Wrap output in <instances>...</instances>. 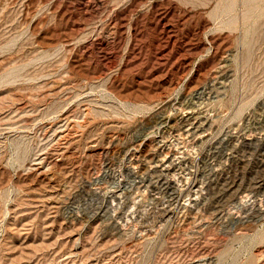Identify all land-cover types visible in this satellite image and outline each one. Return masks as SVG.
Listing matches in <instances>:
<instances>
[{"label":"rangeland","instance_id":"374dc122","mask_svg":"<svg viewBox=\"0 0 264 264\" xmlns=\"http://www.w3.org/2000/svg\"><path fill=\"white\" fill-rule=\"evenodd\" d=\"M0 264H264V0H0Z\"/></svg>","mask_w":264,"mask_h":264},{"label":"bare ground","instance_id":"6f19581e","mask_svg":"<svg viewBox=\"0 0 264 264\" xmlns=\"http://www.w3.org/2000/svg\"><path fill=\"white\" fill-rule=\"evenodd\" d=\"M187 117H188V116H187ZM159 119H160V118H159ZM175 120H176V119H175ZM201 120H202V119H201ZM198 122H199V121H198ZM82 125H83V124H82ZM84 125H85V124H84ZM86 125H87V124H86ZM73 126H74V125H73ZM76 126H77V125H76ZM76 126H75V127H76ZM167 126H168V125H167ZM70 130H71V129H70ZM70 130H69V131H70ZM73 130H74V129H73ZM75 132H76V131H75ZM77 133H78V132H77ZM66 136H67V135H66ZM71 136H72V135H71ZM73 136H74V135H73ZM64 138H65V137H64ZM66 138H68V137H66ZM201 138H202V137H201ZM69 141H70V140H69ZM132 144H133V143H132ZM66 145H67V144H66ZM67 149H68V148H67ZM69 149H70V148H69ZM157 154H158V153H157ZM57 155H58V154H57ZM153 155H154V154H153ZM141 157H142V156H141ZM147 157H148V156H147ZM62 158H63V157H62ZM144 161H145V160H144ZM165 164H166V163H165ZM261 166H262V165H261ZM146 167H147V166H146ZM146 167H145V168H146ZM158 168H159V167H158ZM156 169H157V168H156ZM149 172H150V171H149ZM254 185H255V184H254ZM47 188H48V187H47ZM52 188H53V187H52ZM50 189H51V188H50ZM51 195H52V194H51ZM44 196H45V195H44ZM35 197H38V196H35ZM23 211H24V210H23ZM34 214H35V213H34ZM25 217H26V216H25ZM29 217H31V216H29ZM29 219H30V218H29ZM35 221H36V220H35ZM45 238H46V237H45ZM43 243H44V242H43ZM46 243H47V242H46ZM46 243H45V244H46ZM48 244H49V243H48ZM34 246H35V245H34ZM31 248H32V247H31Z\"/></svg>","mask_w":264,"mask_h":264}]
</instances>
